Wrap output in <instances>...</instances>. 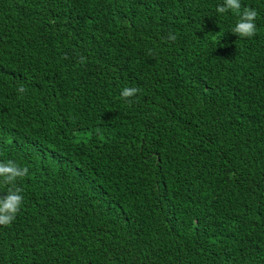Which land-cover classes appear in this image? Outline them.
<instances>
[{
  "label": "trees",
  "instance_id": "16d2710c",
  "mask_svg": "<svg viewBox=\"0 0 264 264\" xmlns=\"http://www.w3.org/2000/svg\"><path fill=\"white\" fill-rule=\"evenodd\" d=\"M240 3L250 39L223 0H0V162L29 169L0 264H264V0Z\"/></svg>",
  "mask_w": 264,
  "mask_h": 264
},
{
  "label": "clouds",
  "instance_id": "9594fccd",
  "mask_svg": "<svg viewBox=\"0 0 264 264\" xmlns=\"http://www.w3.org/2000/svg\"><path fill=\"white\" fill-rule=\"evenodd\" d=\"M218 14H224L229 11L235 13L238 17L231 32L241 39H250L256 34L257 11L252 8H244L241 11L240 0H223L222 5L216 8ZM167 39L175 41L176 36L169 33ZM151 54V53H150ZM84 58L80 57V62L83 63ZM19 93H24L26 89L21 86L17 89ZM139 92L136 87L124 88L121 92V97L131 103L130 98ZM29 174L27 167H21L12 160L0 162V183L8 185L7 195L0 197V226H10L15 220L17 213L20 211L23 196L22 189L17 186L16 181L22 180Z\"/></svg>",
  "mask_w": 264,
  "mask_h": 264
}]
</instances>
